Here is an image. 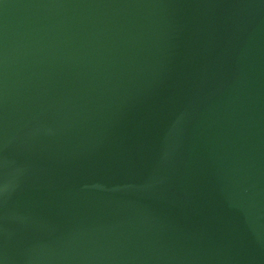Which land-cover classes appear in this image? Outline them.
Returning a JSON list of instances; mask_svg holds the SVG:
<instances>
[{"label": "water", "instance_id": "95a60500", "mask_svg": "<svg viewBox=\"0 0 264 264\" xmlns=\"http://www.w3.org/2000/svg\"><path fill=\"white\" fill-rule=\"evenodd\" d=\"M0 264H264V0H0Z\"/></svg>", "mask_w": 264, "mask_h": 264}]
</instances>
